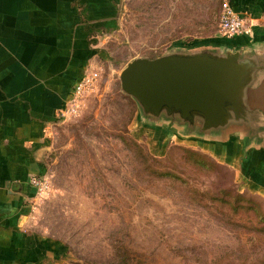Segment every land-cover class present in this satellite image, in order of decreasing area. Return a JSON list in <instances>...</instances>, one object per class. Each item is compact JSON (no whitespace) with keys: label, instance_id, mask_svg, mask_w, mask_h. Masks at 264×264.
Masks as SVG:
<instances>
[{"label":"rangeland","instance_id":"374dc122","mask_svg":"<svg viewBox=\"0 0 264 264\" xmlns=\"http://www.w3.org/2000/svg\"><path fill=\"white\" fill-rule=\"evenodd\" d=\"M222 1L121 0L116 27L94 38L102 56L55 128L34 212L63 243L53 264H264L262 200L209 154L160 142L120 89L133 58L218 35Z\"/></svg>","mask_w":264,"mask_h":264},{"label":"crops","instance_id":"0c3cea01","mask_svg":"<svg viewBox=\"0 0 264 264\" xmlns=\"http://www.w3.org/2000/svg\"><path fill=\"white\" fill-rule=\"evenodd\" d=\"M227 1L249 18L250 33L227 38L218 32L187 48L256 53L264 67V0ZM120 2L0 0V264H53L62 254L63 243L35 228L41 192L30 179L46 178L62 109L102 56L95 39L116 27ZM247 98L261 113L252 131L237 125L201 134L177 121L140 117L146 130L159 133L160 142L209 154L232 171L239 192L264 203V69L256 72Z\"/></svg>","mask_w":264,"mask_h":264},{"label":"water","instance_id":"95a60500","mask_svg":"<svg viewBox=\"0 0 264 264\" xmlns=\"http://www.w3.org/2000/svg\"><path fill=\"white\" fill-rule=\"evenodd\" d=\"M256 57L205 46L137 57L121 69L120 89L153 121H177L201 134L237 125L252 131L261 113L247 101V91L264 69Z\"/></svg>","mask_w":264,"mask_h":264},{"label":"built area","instance_id":"2783aa9c","mask_svg":"<svg viewBox=\"0 0 264 264\" xmlns=\"http://www.w3.org/2000/svg\"><path fill=\"white\" fill-rule=\"evenodd\" d=\"M218 32L221 36L233 38L240 34L250 33L249 18L236 12L227 0H223L218 14ZM88 76V75H87ZM84 76L74 88L71 98L62 109L63 118L77 111L79 101L88 82V77ZM30 183L36 187L38 193L46 186L44 177L32 176Z\"/></svg>","mask_w":264,"mask_h":264},{"label":"trees","instance_id":"16d2710c","mask_svg":"<svg viewBox=\"0 0 264 264\" xmlns=\"http://www.w3.org/2000/svg\"><path fill=\"white\" fill-rule=\"evenodd\" d=\"M190 150H191V149H190ZM187 152H190V153H191L192 151H187ZM262 213H263L262 218L264 219V211H263Z\"/></svg>","mask_w":264,"mask_h":264}]
</instances>
